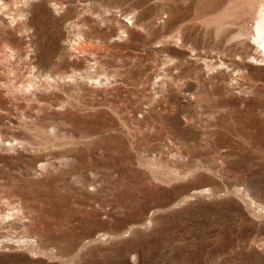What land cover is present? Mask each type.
<instances>
[{
    "label": "rangeland",
    "instance_id": "1",
    "mask_svg": "<svg viewBox=\"0 0 264 264\" xmlns=\"http://www.w3.org/2000/svg\"><path fill=\"white\" fill-rule=\"evenodd\" d=\"M61 1L0 11V264H264V0Z\"/></svg>",
    "mask_w": 264,
    "mask_h": 264
},
{
    "label": "bare ground",
    "instance_id": "2",
    "mask_svg": "<svg viewBox=\"0 0 264 264\" xmlns=\"http://www.w3.org/2000/svg\"><path fill=\"white\" fill-rule=\"evenodd\" d=\"M10 1L11 0H0V2H2L3 4H1L2 6L1 7H3V8H0V11L2 10V9H4V10H8L9 12H11V13H9L10 14V16H12V15H15L14 13H13V11H12V9L10 8ZM26 1V0H25ZM54 3H55V6H57L56 8H60L64 3L61 1V0H54ZM17 5V4H16ZM261 5V4H260ZM17 8V7H16ZM29 9V8H28ZM60 10V9H59ZM15 12V11H14ZM16 16V15H15ZM24 15H22V17H23ZM18 17V16H17ZM10 18H12V19H14V16H12V17H10ZM14 22H16V21H14ZM13 22V23H14ZM54 22V21H53ZM21 25V24H20ZM26 30V29H25ZM73 31V30H72ZM24 32V31H23ZM75 32V31H74ZM252 37L254 38V42H252L251 43V47L253 48V49H255L256 50V52L258 53V55H259V57L257 58V57H254V59L255 60H257V61H260V62H262V63H264V3L259 7V9L257 10V12H256V18H255V26H254V29H253V35H252ZM75 43L74 44H76L77 46H76V51H79V52H81L80 51V49H82V45L84 46V45H86L87 47L89 46L86 42L85 43H82L81 41H80V38L78 37L77 38V40L75 39ZM29 47V46H28ZM86 48V47H85ZM74 49V50H75ZM85 50H87V49H85ZM13 51V50H12ZM6 52V51H5ZM34 52V51H33ZM73 52V51H72ZM88 52V51H87ZM12 55H14V53L12 54ZM12 57V56H11ZM31 68V67H30ZM10 69V68H9ZM34 69V68H33ZM26 77V76H25ZM53 78V77H52ZM58 78V77H57ZM50 79H51V77H50ZM95 79V78H94ZM16 80V79H15ZM29 81V80H28ZM52 81V80H51ZM64 81V80H63ZM30 82V81H29ZM6 86V85H5ZM29 88L30 87H32V84H28L27 85ZM28 88V89H29ZM6 89V88H5ZM10 89V88H9ZM34 89V88H33ZM8 90V89H7ZM30 91V90H29ZM16 92V91H15ZM37 102H38V100H37ZM40 104V103H39ZM69 105V104H68ZM67 105V106H68ZM61 107H63V108H66V105L65 104H61ZM1 135V134H0ZM1 137L2 136H0V143H2V140L3 139H1ZM18 141V140H17ZM16 143V142H15ZM11 145L10 146H12L13 144H12V142L10 143ZM3 145H4V143H3ZM9 146V147H10ZM15 146V145H14ZM13 147V146H12ZM204 191V190H203ZM207 191H209V190H207ZM192 197V196H191ZM192 199V198H191ZM252 203H254V201L252 202Z\"/></svg>",
    "mask_w": 264,
    "mask_h": 264
}]
</instances>
